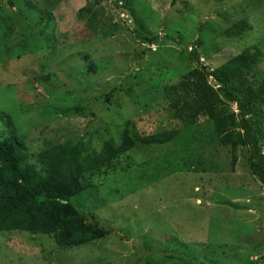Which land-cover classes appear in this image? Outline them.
<instances>
[{
  "label": "rangeland",
  "instance_id": "rangeland-1",
  "mask_svg": "<svg viewBox=\"0 0 264 264\" xmlns=\"http://www.w3.org/2000/svg\"><path fill=\"white\" fill-rule=\"evenodd\" d=\"M7 1H0L9 18L0 34V114L8 115L13 130L29 142L31 156L44 147V139L61 143L79 137L98 150L96 138L118 142L127 124L138 135L180 128L170 118L164 88L193 68L183 48L196 50L208 69L252 46L264 52V0H138L141 36L158 38L149 51L134 39L129 18L115 16L113 0H27L32 14L18 1L24 12L19 18ZM86 4L102 7L89 27L76 16ZM244 19L251 26L248 35L239 42L226 41L222 30ZM112 23L118 30L105 39ZM33 24H38L36 29ZM47 34L54 37L52 46L63 47L59 52L43 49L49 47L43 45ZM91 62L98 66L97 73L86 69ZM251 76V82L264 80V59ZM102 77L125 96L107 105L111 112L103 110L99 127L90 119L64 116L74 104L90 105L85 88L110 90L98 85ZM6 121H0V140L12 130ZM209 135L200 122L195 154H200L207 173L158 178L152 164L137 167L148 154L132 150L127 156L134 167L105 182L95 179L103 183L97 192L75 197L76 208L95 215L110 230L107 237L60 251L48 236L0 233V264H134L146 255L145 247L157 260L180 254L196 264H264V187L249 174L246 151H239L231 170L228 149ZM172 147L154 149L151 156ZM261 149L264 154V146ZM31 163L37 165L33 159ZM119 164H128L124 156Z\"/></svg>",
  "mask_w": 264,
  "mask_h": 264
},
{
  "label": "trees",
  "instance_id": "trees-1",
  "mask_svg": "<svg viewBox=\"0 0 264 264\" xmlns=\"http://www.w3.org/2000/svg\"><path fill=\"white\" fill-rule=\"evenodd\" d=\"M18 1H24L28 13L34 12L27 0H10L17 18L24 13ZM137 1L112 2L115 6V16L121 14L129 18L134 39L145 45L149 51V47L153 46L158 38L141 36L138 29ZM4 6L7 7V4L4 3ZM99 9L86 4L77 11V19L89 27L95 21ZM47 18L51 21L50 15ZM8 19L5 18L0 5V34L4 32ZM112 25L106 30L103 36L105 39L113 36L118 30L115 23ZM31 26L36 29L38 24ZM250 31L251 26L244 19L224 28L222 36L226 41L239 42ZM40 34H43V31ZM53 39L51 34L45 35L43 45L49 47L43 49H59L56 50L59 52L63 47L52 46ZM163 41L167 39L163 38ZM183 54L193 68L183 74L176 84L172 83L164 88L170 118L177 122L180 128L138 135L135 129L127 124L124 125L118 142L111 137L97 142L99 138H96L98 150L93 148L91 142L87 145L79 137L61 143L44 139V147L31 156L29 142L13 130L14 126L8 115L0 114V121L6 118V125L12 128L0 140V233L18 232L31 236H48L60 251L107 237L111 234L110 230L101 225L95 215L86 214L76 208L73 204L74 198L97 192V188H101L103 183L96 184L95 179L105 182L131 166L134 167V160L127 156L132 150L136 154H148L147 160L140 161L137 167L152 164V174L158 178L177 172L207 173L209 170L200 154H195L198 150L195 148V134L200 122L207 126L213 142L228 149L231 170H234L238 162L239 151H246L248 172L264 187V154L261 149L264 146V80L255 83L250 81L253 77H249L250 72L264 59V52L258 46H252L213 69L200 64V55L196 50L189 51L186 47L183 48ZM57 57L58 55L55 58ZM86 69L93 73L99 70L92 62ZM173 74L174 71L169 69L168 75ZM105 77L99 78L98 85L110 87L108 92L100 90L96 85L85 88L83 92H88L92 98L90 105L88 106V102L74 104L63 111L64 116L76 115L79 119H90L91 123L94 122L99 127V122L104 119L101 116L103 110L111 112L107 105L113 100L120 101L125 96L116 92L118 88L115 86L107 85ZM114 93L118 95L115 97ZM98 134L100 135V132ZM167 145L173 146L171 150L160 151L165 153L156 152L151 156L154 149ZM123 156L124 161L128 162L125 167L124 164L118 165ZM32 159L37 165L31 163ZM211 168L214 172L218 170L214 166ZM142 171L143 169L141 173ZM141 173L138 175L139 179L144 175ZM143 249L147 251L146 255L134 264H196L191 262L190 258H180V254L157 260L152 257L153 253L149 247Z\"/></svg>",
  "mask_w": 264,
  "mask_h": 264
},
{
  "label": "water",
  "instance_id": "water-1",
  "mask_svg": "<svg viewBox=\"0 0 264 264\" xmlns=\"http://www.w3.org/2000/svg\"><path fill=\"white\" fill-rule=\"evenodd\" d=\"M7 4L9 5V7H11V6H12V4H11L9 1L7 2Z\"/></svg>",
  "mask_w": 264,
  "mask_h": 264
},
{
  "label": "clouds",
  "instance_id": "clouds-1",
  "mask_svg": "<svg viewBox=\"0 0 264 264\" xmlns=\"http://www.w3.org/2000/svg\"><path fill=\"white\" fill-rule=\"evenodd\" d=\"M8 2V1H7ZM229 60V59H228Z\"/></svg>",
  "mask_w": 264,
  "mask_h": 264
}]
</instances>
